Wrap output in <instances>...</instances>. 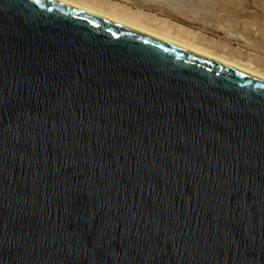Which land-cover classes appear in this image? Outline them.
<instances>
[{"label":"water","instance_id":"1","mask_svg":"<svg viewBox=\"0 0 264 264\" xmlns=\"http://www.w3.org/2000/svg\"><path fill=\"white\" fill-rule=\"evenodd\" d=\"M0 264H264V80L0 0Z\"/></svg>","mask_w":264,"mask_h":264},{"label":"rangeland","instance_id":"2","mask_svg":"<svg viewBox=\"0 0 264 264\" xmlns=\"http://www.w3.org/2000/svg\"><path fill=\"white\" fill-rule=\"evenodd\" d=\"M90 1H94L97 5L98 3L99 5L104 3L102 4L104 5V7L101 5L103 9L112 7L113 5L115 9H118L119 7L120 9L118 10H122V12H124V10H126L125 12H128L127 10H131L129 11L131 13L129 12L128 13L132 15L137 14L136 15L137 17H140V14H141L140 18L144 19L142 20L144 21L145 24L148 23V25H151V22H152L154 25L155 23L157 24L159 22L158 25L155 24V27H158V26L164 27L165 25L169 27L171 26L170 29L172 31H175V32L179 31V32L186 33L188 34L190 39L192 38V40H195L196 42H199L202 39L201 40L203 41L202 45H204V43L206 42L205 43L206 47L209 46V48L213 49V46L215 44L216 46L215 48L220 49V50L218 49L219 52L223 50L221 52H224V53L227 52L228 55H229V52H231L232 55L230 56L235 57V58L237 56H238L237 58H239V55H241L243 58L242 57L240 58H242L243 60L244 58L246 59V57L248 58L247 60L254 59L252 63L253 62L256 64L258 63L257 65H259V67L261 65L260 69L261 68L264 69L263 68L264 67V0H225V1L224 0H214L215 4L217 3V5L220 6L223 10V12L221 13L222 15L218 18L220 20L219 23H222L224 25V27L228 30V33L229 34L231 33L230 34L231 36H228L223 31L224 29H222V27L219 28L220 24L215 22L217 19L214 17V15L213 17L208 15L207 12L211 8L208 2L204 3V12H200L197 14V17H198L197 21L192 22L182 17L178 13L169 14V13L158 12L155 9L151 10V8H148V9L138 8L133 4H127L125 2H121L117 0H98V2H96L95 0H90ZM152 1L154 2L156 0H147L146 2L153 4ZM180 1L181 3H178L177 0L176 2L175 0L174 1L173 0H163V3L165 4V7L167 5L172 7V8L168 7L170 9H174L173 7H178L177 5H179L182 9L175 8L177 9L175 10L176 12H184V13L188 12L186 11L187 10L186 6L190 4L187 3V0H180ZM108 2H110V4ZM145 16H146V22H145ZM176 27L178 30H176ZM193 33L195 35H192ZM238 33L240 36L242 35V37H244L245 40L248 39L246 40L247 43L251 42L253 44L254 42V44H256L257 49L249 48L244 44L242 40L235 38L238 35ZM193 37H195L196 39ZM203 39H205V41ZM201 41L200 43H202ZM216 49H213V50H216ZM256 64L254 66L257 67Z\"/></svg>","mask_w":264,"mask_h":264},{"label":"bare ground","instance_id":"3","mask_svg":"<svg viewBox=\"0 0 264 264\" xmlns=\"http://www.w3.org/2000/svg\"><path fill=\"white\" fill-rule=\"evenodd\" d=\"M55 1L60 2L62 4H65L67 6L73 7L75 9L81 10L83 12L89 13L91 15L97 16V17L102 18L104 20L110 21L112 23L118 24L120 26L126 27L128 29L134 30L136 32L142 33L144 35L150 36L152 38L158 39L160 41H163L165 43L179 47L181 49L187 50L189 52L195 53L197 55H200L202 57L216 61L218 63L224 64L226 66L232 67L234 69L245 72L247 74L253 75V76H255L261 80H264V69H262V68L260 69L261 65L259 67V65H257L258 63L257 64L254 62L252 63V61L254 59L247 60L248 58L246 57V59L244 58V60H243L242 59L243 57L241 55H239V58H237L238 56L236 58L232 57V56H230V55H232L231 52H229V55L227 52L226 53L221 52L223 50H221L219 52L220 49L219 48L216 49L215 44H214V46L212 44L213 49H216V50H213L212 48H209V46L206 47V45H205L206 42L204 43L205 46L202 45L203 44V41H201L202 39L200 40L202 43H200V41L196 42L195 40H192V38L190 39L188 34H186V33L179 32V31H177V32L172 31L170 29L171 26L169 27V26L165 25L164 27L163 26L162 27H160V26L155 27L156 23L153 25L152 22H151L152 26L148 25V23L145 24L143 21L144 19L142 18L143 19L142 20L140 18L141 14H140V17H137L136 16L137 14L136 15L129 14V13H131V12H129L131 10H127L129 13L125 12L126 10H124V12H122V10H118V9H120L118 7L119 5L117 6L118 9H115L113 7V5H112V7H108V8L103 9L104 5H102V4H104V3H102L100 5L98 3V5H97L94 1H90V0L89 1H87V0H55ZM95 1L98 2V0H95ZM117 1L125 2L127 4H133L138 8H146V9L151 8V10L155 9L156 11L163 12V13H169V14L178 13L182 17H184L187 20H190L192 22L197 21V18H198L197 14L200 12H204V3L208 2L209 5L211 6V8L207 12L208 15H210L212 17L214 15V17L217 19L215 22L220 24L219 28L222 27V29H224L223 31L228 36H231L230 35L231 33L230 34L228 33V30L224 27V25L222 23H219L220 20L218 18L222 15L221 13L223 12V10L220 6L217 5V3L215 4L214 0H187V3L190 5L186 6L187 7L186 11H188L186 13H188L190 15H188L184 12H176L175 10H177V9H175V8H181L179 5H177L178 7H173L174 9H170L172 7L168 6L167 4H166L167 6L165 7L163 0H156L154 2L152 1L153 4L147 3L146 2L147 0L146 1H144V0H117ZM175 2H176V0H175ZM177 2L181 3L180 0H177ZM108 3L110 4V2H108ZM162 4H164V5H162ZM101 5L103 7H101ZM115 7H116V5H115ZM168 7H170V8H168ZM193 17H195V18H193ZM148 21H150V20H148ZM145 22H146V16H145ZM158 23L156 25H158ZM217 29H218V27H217ZM176 30H178L177 27H176ZM192 35H195V34L193 33ZM192 35H191V37H192ZM193 38H195V37H193ZM235 38L242 40L247 47L252 48V49H257L256 44H254V42H253V44L251 42L247 43L246 40H248V39L245 40L244 37H242V35L241 36L239 35V33ZM203 40L205 41V39H203ZM224 51H225V49H224ZM247 56H249V55H247ZM240 57H242V58H240ZM249 58H251V57H249ZM250 60H251V62H250ZM255 64L257 65V67L254 66Z\"/></svg>","mask_w":264,"mask_h":264}]
</instances>
